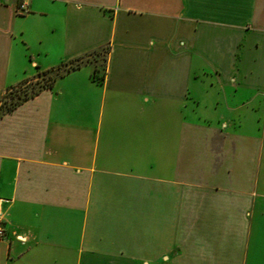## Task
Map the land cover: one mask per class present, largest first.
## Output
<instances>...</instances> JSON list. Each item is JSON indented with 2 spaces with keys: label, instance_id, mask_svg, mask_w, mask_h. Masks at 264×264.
Wrapping results in <instances>:
<instances>
[{
  "label": "crops",
  "instance_id": "1",
  "mask_svg": "<svg viewBox=\"0 0 264 264\" xmlns=\"http://www.w3.org/2000/svg\"><path fill=\"white\" fill-rule=\"evenodd\" d=\"M101 50L0 117V264H264V0H0V91Z\"/></svg>",
  "mask_w": 264,
  "mask_h": 264
},
{
  "label": "trees",
  "instance_id": "2",
  "mask_svg": "<svg viewBox=\"0 0 264 264\" xmlns=\"http://www.w3.org/2000/svg\"><path fill=\"white\" fill-rule=\"evenodd\" d=\"M80 60H81V58H76V59H74L68 63H63L61 65H68V64H71L73 61H80ZM79 66H80V64H75V65H72L70 67H67L64 70V72L60 73V74L56 71V73L52 77L48 78V81L46 83H44L43 85H39L38 89H35V90H33V89L28 90V91L24 90L23 93H17L16 89H18L19 86H14V87L6 88L4 91H0V117L2 115L12 111L17 105L21 104L23 101L27 100L28 98L34 96L40 90L51 88L53 82L58 77H61L63 74H65L71 70H75V69L79 68ZM56 67H53V68H56ZM53 68H51V69H53ZM51 69L44 70V71L46 72V71H49ZM103 76H104V68H103L101 77H97L100 82L102 81ZM25 81H23V82L25 83ZM23 82H21V83H23ZM14 89H15V91H13Z\"/></svg>",
  "mask_w": 264,
  "mask_h": 264
},
{
  "label": "rangeland",
  "instance_id": "3",
  "mask_svg": "<svg viewBox=\"0 0 264 264\" xmlns=\"http://www.w3.org/2000/svg\"><path fill=\"white\" fill-rule=\"evenodd\" d=\"M104 54V50L96 51L88 54L80 61H73L71 64L68 65H60L46 72L36 70L32 77L26 79V81L24 80L25 83L22 81L23 83H19L18 85H16L19 86V88L16 89V92L23 93L24 90L28 91L31 89H38V86L46 83L48 81V78L52 77L56 73V71L60 74L63 73L67 67H70L75 64H82L84 62L91 63L94 67V71L97 73V76L100 77L104 66ZM13 91H15V89Z\"/></svg>",
  "mask_w": 264,
  "mask_h": 264
},
{
  "label": "built area",
  "instance_id": "4",
  "mask_svg": "<svg viewBox=\"0 0 264 264\" xmlns=\"http://www.w3.org/2000/svg\"><path fill=\"white\" fill-rule=\"evenodd\" d=\"M25 2H21L18 6V10L19 12H25L26 8H25ZM3 200L0 199V240L1 239H4L5 237V231H4V220H3V213H2V210H1V202Z\"/></svg>",
  "mask_w": 264,
  "mask_h": 264
}]
</instances>
